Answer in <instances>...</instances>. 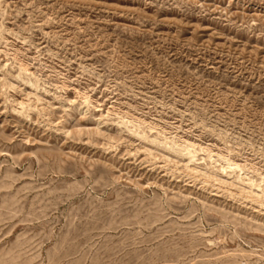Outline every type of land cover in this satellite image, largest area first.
Segmentation results:
<instances>
[{"label":"rangeland","instance_id":"rangeland-1","mask_svg":"<svg viewBox=\"0 0 264 264\" xmlns=\"http://www.w3.org/2000/svg\"><path fill=\"white\" fill-rule=\"evenodd\" d=\"M263 189L264 0H0V264H264Z\"/></svg>","mask_w":264,"mask_h":264},{"label":"bare ground","instance_id":"bare-ground-1","mask_svg":"<svg viewBox=\"0 0 264 264\" xmlns=\"http://www.w3.org/2000/svg\"><path fill=\"white\" fill-rule=\"evenodd\" d=\"M23 71V70H22ZM24 72V71H23ZM135 133H137V132H135ZM168 147V146H167ZM184 152V151H183ZM187 156H189L190 157V160H192L193 158H194V154L191 152V151H188V155ZM233 165H237V164H234V163H232L231 164V166H233ZM225 169V168H224ZM192 171H196V172H198L196 169H192ZM240 180H242V178H240ZM251 183V185H253V182H250ZM262 197L264 196V189L262 190Z\"/></svg>","mask_w":264,"mask_h":264}]
</instances>
